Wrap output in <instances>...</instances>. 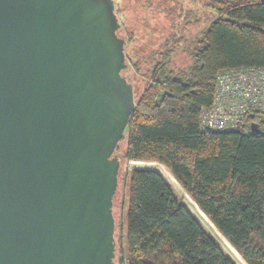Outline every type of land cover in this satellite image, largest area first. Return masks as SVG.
<instances>
[{"label": "water", "instance_id": "obj_1", "mask_svg": "<svg viewBox=\"0 0 264 264\" xmlns=\"http://www.w3.org/2000/svg\"><path fill=\"white\" fill-rule=\"evenodd\" d=\"M119 27L113 0H0V264H114Z\"/></svg>", "mask_w": 264, "mask_h": 264}, {"label": "trees", "instance_id": "obj_2", "mask_svg": "<svg viewBox=\"0 0 264 264\" xmlns=\"http://www.w3.org/2000/svg\"><path fill=\"white\" fill-rule=\"evenodd\" d=\"M143 1L156 3L160 19L171 25L147 55L152 65L143 74L141 58L128 57L127 40L120 27L116 31L124 39L126 68L145 81L120 138L126 136L123 158L165 167L245 264H264V116L249 115L236 130L216 133L201 128L200 113L212 104L220 70L264 66V0H210L204 6L216 16L197 35L190 32L193 21L190 11L183 16L181 0ZM179 53L188 62L172 66ZM126 68L121 75L128 81ZM114 264L240 263L159 170L136 167L129 175L125 253Z\"/></svg>", "mask_w": 264, "mask_h": 264}, {"label": "rangeland", "instance_id": "obj_3", "mask_svg": "<svg viewBox=\"0 0 264 264\" xmlns=\"http://www.w3.org/2000/svg\"><path fill=\"white\" fill-rule=\"evenodd\" d=\"M156 1V0H153ZM184 11L183 16L189 13V20L192 23L190 28L191 34L196 33L198 28L204 29L208 26L209 22L216 16L215 9L207 8L204 5L210 0H202L197 3H191L189 0H181ZM115 0V12L120 24V36L127 40L126 50L128 57L136 60L137 57L141 58L139 66H141L140 74L149 71L152 64L146 63L147 55L159 48L162 41L167 36L168 29L171 24L166 23L160 19V8H156V3L149 5L143 0ZM171 6L173 2H168ZM192 11V12H191ZM182 16V17H183ZM209 17V18H208ZM199 18L198 26L194 23ZM208 18V19H207ZM178 27L183 25V22L177 20ZM180 28V27H179ZM198 33H196L197 35ZM188 62V56L184 53H179L173 59L172 66L181 67ZM124 75L127 77L129 83L134 86L133 92L139 94L143 88L145 81L142 77L137 76L130 67L126 68ZM126 147V136L119 140L115 155L118 156L120 166L118 170L117 189L113 202V216L115 220L114 239L116 243L115 261L117 263L119 257H123L126 246V214L128 206V188H129V175L133 168H154L159 170L166 179L171 183L174 191L184 204L201 220L206 230L210 235L227 251L229 256L235 258L240 264H245L238 254L229 246L223 237L216 231L211 223L198 211L189 196L182 190L179 184L175 181L168 170L152 162H126L123 154Z\"/></svg>", "mask_w": 264, "mask_h": 264}, {"label": "built area", "instance_id": "obj_4", "mask_svg": "<svg viewBox=\"0 0 264 264\" xmlns=\"http://www.w3.org/2000/svg\"><path fill=\"white\" fill-rule=\"evenodd\" d=\"M200 113L201 128L216 133L236 130L249 115L264 116V66L220 70L212 104Z\"/></svg>", "mask_w": 264, "mask_h": 264}]
</instances>
